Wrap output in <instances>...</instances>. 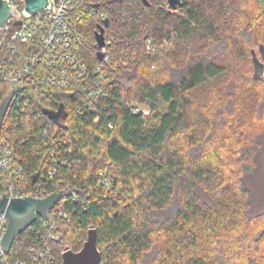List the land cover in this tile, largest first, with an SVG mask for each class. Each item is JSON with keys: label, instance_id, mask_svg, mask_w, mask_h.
Returning a JSON list of instances; mask_svg holds the SVG:
<instances>
[{"label": "trees", "instance_id": "16d2710c", "mask_svg": "<svg viewBox=\"0 0 264 264\" xmlns=\"http://www.w3.org/2000/svg\"><path fill=\"white\" fill-rule=\"evenodd\" d=\"M147 1L81 0L109 18L107 59L97 57V22L83 23L87 62L105 74L98 122L76 88L51 90L45 107L37 98L13 118L31 183L52 165L45 110L71 140L58 177L78 195L66 196L55 264L91 227L99 264H264V78L252 53L258 45L264 57V0ZM42 223L15 236L12 260L27 259Z\"/></svg>", "mask_w": 264, "mask_h": 264}, {"label": "built area", "instance_id": "2783aa9c", "mask_svg": "<svg viewBox=\"0 0 264 264\" xmlns=\"http://www.w3.org/2000/svg\"><path fill=\"white\" fill-rule=\"evenodd\" d=\"M7 1L16 13L0 26V102L10 88L15 84L17 87L12 92L0 127V197L5 191L7 197L31 195L43 198L59 191H64V195L47 210V218L42 219L41 227L32 238L25 260H12L9 251L3 248L1 240L7 221L0 214V264H55L61 239L59 221L70 219L65 210L66 196L78 195L69 182L64 183L58 177L59 167L70 162L71 140L64 131L57 133L50 129L57 117H48L46 122L39 123L52 165L40 181L32 184L25 168L16 161L13 138L17 122L13 118L29 112L37 98L45 107L43 102L50 103L51 90L76 88L84 100V107L93 115V121H99L102 109L98 103L106 91L105 74L100 65L92 67L87 62L83 23L91 19L98 26L107 17L81 0H48V7L34 14L23 11L25 0ZM105 42L104 47L98 48L103 59L109 56L106 38ZM123 65H126L125 61ZM42 148L40 146L38 150ZM99 176L104 186L112 185L114 178L110 170L99 171ZM65 250L60 252L61 257Z\"/></svg>", "mask_w": 264, "mask_h": 264}, {"label": "water", "instance_id": "95a60500", "mask_svg": "<svg viewBox=\"0 0 264 264\" xmlns=\"http://www.w3.org/2000/svg\"><path fill=\"white\" fill-rule=\"evenodd\" d=\"M58 2L60 0H54ZM148 4L147 0H143ZM168 5L172 9H176L182 4V0H167ZM56 4V3H55ZM48 7V0H25V9L27 14H34L38 10H44ZM65 8V7H64ZM67 9V8H66ZM16 10L9 5L7 0H0V26H4L8 20L15 16ZM109 24V18H105L102 24H98L95 30V41L98 48L105 46V27ZM261 53L264 55V47L261 46ZM253 53V60L256 66L259 61L255 51ZM97 57L103 59V53L98 51ZM263 65L260 64L259 72ZM263 68V67H262ZM17 87L15 84L10 88L5 98L0 102V127L3 117L7 110L13 90ZM46 115L51 118H56L57 114L50 110H45ZM37 174L34 175L33 181H36ZM6 193L0 197V214L4 215L7 221L5 234L1 240V244L6 251H9L13 244L14 238L17 234L25 230L30 224L34 222L37 216L42 219L47 218V210L52 208L57 201L64 195V191L51 193L43 198H35L31 195L20 197H7ZM101 260V252L97 246V231L96 228L91 227L87 230L86 240L82 247L74 251L66 249L62 254V261L60 264H99Z\"/></svg>", "mask_w": 264, "mask_h": 264}, {"label": "rangeland", "instance_id": "374dc122", "mask_svg": "<svg viewBox=\"0 0 264 264\" xmlns=\"http://www.w3.org/2000/svg\"><path fill=\"white\" fill-rule=\"evenodd\" d=\"M170 7V6H169ZM172 9V8H171ZM148 48V47H147ZM146 48V49H147ZM148 51H149V48L147 49ZM253 51H255V53H256V55H257V58L261 61V63H262V67H261V70H260V75H261V77H263L264 78V57H261L260 56V52H259V46L257 45L254 49H253ZM251 59H252V56H251ZM250 67L248 66V69H249ZM247 69V72L249 73V70ZM144 110H146V108L144 109ZM263 191H264V189H263ZM261 192H262V189H259V195L261 194ZM262 225H259L258 227H257V230H260V229H262V227H264V222L263 223H261ZM263 237V236H262ZM260 245H262V246H264V237L260 240Z\"/></svg>", "mask_w": 264, "mask_h": 264}]
</instances>
